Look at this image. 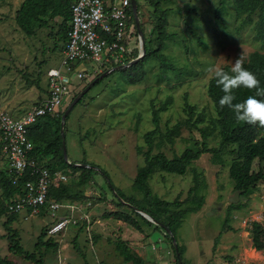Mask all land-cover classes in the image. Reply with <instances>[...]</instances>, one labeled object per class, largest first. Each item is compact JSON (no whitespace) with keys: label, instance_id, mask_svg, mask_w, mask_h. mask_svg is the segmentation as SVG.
I'll return each mask as SVG.
<instances>
[{"label":"rangeland","instance_id":"374dc122","mask_svg":"<svg viewBox=\"0 0 264 264\" xmlns=\"http://www.w3.org/2000/svg\"><path fill=\"white\" fill-rule=\"evenodd\" d=\"M160 1L164 9H170L167 33L171 37L165 40L162 53L178 70L162 72L159 62L151 61L146 65V79L136 86L126 85V73L115 70L73 107L64 129L67 163L88 162L98 166L99 171L107 172L116 188L140 204L144 203L143 194L133 184L145 164L143 152L148 145L144 135L155 129L153 108H162L171 99L168 110L160 115L161 133L185 122L186 105L195 107V119L203 113L206 120L200 126L210 129L216 112L208 95V83L213 77L208 69L232 68L240 55L245 63L251 53H264V41L256 39L257 17L253 24L247 23L245 16L238 17L232 0H225L223 6L220 0ZM22 3L23 0H0V110L8 111L13 117L24 115L41 103L47 88V73L60 65L64 47L62 41L57 43L53 37L58 32L55 21H49V28H37L34 36L22 31L16 21ZM137 5L145 46L146 40L157 37L153 33L154 8L150 0H138ZM140 44L141 41L135 52L136 60L142 56ZM95 79V75L87 77L79 91L65 99L61 115L74 101L73 97ZM193 139H201L199 132L183 125L173 144L160 142L161 137H157L155 142L160 146H155L153 153L162 152L172 159L182 154ZM220 142V137L209 138L210 147H219ZM231 149L216 162L210 155L202 156L184 176L157 173L150 181L155 195L168 201L179 200L182 210L196 207L195 199H205L202 210L188 213L177 231L176 240L184 252L183 264H264V251L253 248L251 231L254 221H264V182L248 197L241 198L239 194L236 204L241 203L242 208L230 212V199L235 195L229 173L234 158ZM259 167L256 161L254 170ZM68 171L67 183H78L80 172ZM195 173L199 174L198 182ZM82 190L89 200L80 202V209L89 213L87 223L91 228L80 232L83 214L75 213L74 219L79 224H69L56 235L59 247L55 252L43 249L44 264H128L116 250L118 240L140 253L144 264H176L172 243L164 230L148 227L138 218L142 227L138 231L106 216L114 210L129 214L131 211L118 207V199L100 172L94 173ZM100 199L106 200L99 203ZM0 202H3L1 196ZM8 215L0 218V260L3 258L8 264H33L9 251L5 227ZM69 218L65 209L32 216L23 210L11 228L18 232L21 246L40 258L35 247L42 229H51ZM75 237L83 255L74 248Z\"/></svg>","mask_w":264,"mask_h":264},{"label":"trees","instance_id":"16d2710c","mask_svg":"<svg viewBox=\"0 0 264 264\" xmlns=\"http://www.w3.org/2000/svg\"><path fill=\"white\" fill-rule=\"evenodd\" d=\"M74 1L75 0H23L16 16L17 24L26 35L34 36L36 35L37 28H49V21H55L58 24V32L53 37L57 43L62 41L65 46L69 39L68 34L71 29L72 18L71 7ZM224 1L225 0H220L221 6L224 5ZM136 2L138 3V0H136ZM150 4L154 8L155 24L153 33L154 35L157 34L155 35L157 37L149 41L146 40V52L142 59L131 67L121 70L126 73L124 82L128 86H136L144 82L147 76L146 65L151 61L159 62L162 72L165 70L176 72L178 70L162 53L165 49V40L171 37V35L167 33L170 9H164L161 6L160 0H150ZM232 4L236 15L238 17L245 16L247 23L253 24L254 17H257L256 39L264 41V0H232ZM219 20L224 24L223 19L219 18ZM141 30L144 34L142 24ZM137 34H139V32ZM133 57L136 58L135 53ZM243 67L254 73L260 81V87L264 88V53L260 51L251 53L248 61L243 63ZM222 69L231 72L230 66H225ZM113 72L114 71H105L98 74L93 81L94 84L92 85V83H90L84 88L90 86V91ZM80 92L73 97L72 101ZM223 94L221 89L217 87L214 77H212L208 83V95L213 102L216 118L211 121L210 129L200 126L203 125L206 120L204 114L199 113V116L195 119V107L186 105L185 112L188 114V118L185 122L173 127H167V132L161 133L160 115L162 112L168 110L171 99L169 98L163 104L162 108H153V124L155 129L144 135V139L148 145L147 151L143 152L145 164L139 169L133 184V186L143 194V204H140L134 197L126 196L122 191L116 188L111 183L107 172L99 171L97 168L98 166L88 162L80 163L82 166H76L66 162L63 154V139L61 134L62 117L64 114H60L58 117L46 116L41 118L36 124L30 127L29 131V138L34 145L32 156L52 172L62 171L68 176V170L80 172L78 183L69 184L67 181L66 183H61L57 187H52L49 199L80 206V202H87L89 200L82 188L89 183L94 173L100 172L107 179L108 187L114 192L118 199V207H127V209L131 211L130 214L123 210L110 211V213L106 215L108 218L115 219L124 225L142 231V227L138 220L139 218L145 222L148 227L162 229L164 231L166 228L171 230L176 238L177 231L182 225L185 216L188 213L200 212L205 205V199H195L194 201L198 202L196 207L182 210L179 200L174 202L168 201L155 195L150 186L151 179L157 173L184 176L188 173L192 165L199 161L202 156L210 155L212 160L214 161L215 159L216 162L229 147H232L230 153L234 156L229 169L230 178L234 182V190L240 193L241 198L250 196L251 191L255 190L260 183L264 182V127H260L258 124L249 125L246 123H238L230 108L227 106L220 108L219 99ZM233 95L236 97L233 103H239L243 102L249 95H256V90L240 87L233 90ZM83 98L77 104L81 103ZM257 98L264 99V97ZM183 125L190 129L197 130L201 139L191 140L190 146L186 147L182 154L172 159L168 158L162 152L157 154L153 153L154 147L160 146V143L156 144L155 142L157 137H161L160 142L166 140L173 144L174 138L180 136ZM210 137L221 138L219 147L209 146ZM140 152H142L141 149ZM2 161V149L0 146V196L3 199V202H0V218L10 214L5 222V227L8 231L9 251L27 262L44 264V260L42 259L43 249L46 248L47 251L55 252L59 247V243L56 241V235L59 233L50 235L49 229H42L35 247L36 252L41 255L40 258H37L35 253L28 252L21 246L18 232L11 228V225L18 219V213H9L8 209L9 201L19 190L16 185H13L12 177L2 168ZM256 161L259 162L260 166L257 171L254 170ZM67 168L68 170H65ZM198 179L199 174L195 173V181L198 182ZM20 183L22 184V182ZM77 186L78 189L76 188ZM195 189L196 187L192 190L194 191ZM100 200L99 203H102L106 199ZM107 202L110 201L108 200ZM132 206L137 207L148 217L136 212ZM241 208V203L229 205L230 212L233 210H240ZM156 222L165 226V229ZM225 222L228 224V217ZM82 223L83 227L80 229V232L83 228L89 226L86 221H82ZM251 231L253 248L258 252L264 251V221H254ZM165 236L171 241L176 258V251L172 239L166 232ZM77 239V237L74 238V248L83 255L77 245ZM95 240H98V237H95ZM115 245L116 250L126 263L144 264L142 257L130 249L126 242L118 240ZM179 251L182 257L184 252L180 246ZM0 264H8V261L2 258ZM176 264H178L177 258Z\"/></svg>","mask_w":264,"mask_h":264},{"label":"built area","instance_id":"2783aa9c","mask_svg":"<svg viewBox=\"0 0 264 264\" xmlns=\"http://www.w3.org/2000/svg\"><path fill=\"white\" fill-rule=\"evenodd\" d=\"M71 16L61 63L48 71L41 103L18 117L0 110L2 168L19 190L8 203L9 213L25 210L32 216L65 209L70 218L49 229L50 235L60 233L69 224L77 225L75 213L81 212L86 222L88 215L80 206L49 199L52 187L66 183L69 176L62 171L52 172L32 156L30 127L46 116H60L65 99L79 91L87 77L130 64L136 60L133 56L139 41L142 48L131 0H75Z\"/></svg>","mask_w":264,"mask_h":264},{"label":"clouds","instance_id":"9594fccd","mask_svg":"<svg viewBox=\"0 0 264 264\" xmlns=\"http://www.w3.org/2000/svg\"><path fill=\"white\" fill-rule=\"evenodd\" d=\"M243 63V57L240 55L233 62L231 72L224 71L219 66L208 69V72L213 74L217 87L224 93L219 99V106L230 108L238 123L264 127V99L257 98L264 97V88L260 87L256 75L243 67ZM240 87L256 90V95H249L243 102L233 103L236 99L233 90Z\"/></svg>","mask_w":264,"mask_h":264},{"label":"water","instance_id":"95a60500","mask_svg":"<svg viewBox=\"0 0 264 264\" xmlns=\"http://www.w3.org/2000/svg\"><path fill=\"white\" fill-rule=\"evenodd\" d=\"M132 1V7H133V14H134V18H135V22H136V27H137V29H138V32H139V35H140V37H141V39H142V51H143V55L139 58V59H137V60H135V61H133V62H131L130 64H128V65H124V66H120V67H118V68H116V69H114L113 71H115V70H123V69H127V68H129V67H131L133 64H135L136 62H138L140 59H142L143 58V56L145 55V52H146V49H145V46H144V38H143V32H142V30H141V26H140V21H139V15H138V8H137V2H136V0H131ZM94 83H92V85H93ZM89 89H90V86L89 87H87V88H85L75 99H74V101L71 103V105L68 107V109L66 110V112L64 113V115H63V117H62V127H61V134H62V139H63V154H64V159L66 160V162H68V156H67V150H66V140H65V135H64V125H65V120H66V118H67V116L69 115V113H70V111L73 109V107L85 96V94H87L88 93V91H89ZM76 166H82V164H77ZM97 169V168H96ZM239 192L238 191H236L235 192V195H234V197L233 198H231L230 199V203L231 204H236L237 202H238V198H239ZM133 207V209L136 211V212H138V213H140V214H143V215H145L141 210H139L137 207H135V206H132ZM145 216H147V215H145ZM148 217V216H147ZM150 218V217H149ZM158 225H160L163 229H165V226H163L162 224H160V223H158V222H156ZM165 232H166V234L172 239V242H173V245H174V247H175V251H176V258H177V263L178 264H183V262H182V258H181V254H180V251H179V245H178V243H177V240H176V238H175V236H174V234L171 232V230H169V229H165Z\"/></svg>","mask_w":264,"mask_h":264},{"label":"crops","instance_id":"0c3cea01","mask_svg":"<svg viewBox=\"0 0 264 264\" xmlns=\"http://www.w3.org/2000/svg\"><path fill=\"white\" fill-rule=\"evenodd\" d=\"M87 215H89V213H87ZM88 228H91V225L88 226ZM130 248V247H129ZM131 249V248H130ZM134 251V250H133ZM137 252V251H136ZM144 253V251L142 252V254ZM140 254V253H139ZM141 255V254H140ZM142 259L144 260L143 256L141 255ZM129 263H132V262H128ZM133 264V263H132Z\"/></svg>","mask_w":264,"mask_h":264},{"label":"flooded vegetation","instance_id":"af4514ba","mask_svg":"<svg viewBox=\"0 0 264 264\" xmlns=\"http://www.w3.org/2000/svg\"><path fill=\"white\" fill-rule=\"evenodd\" d=\"M132 8H133V7H132ZM139 21H140V26H141V24H142V23H141V20H140V18H139Z\"/></svg>","mask_w":264,"mask_h":264}]
</instances>
